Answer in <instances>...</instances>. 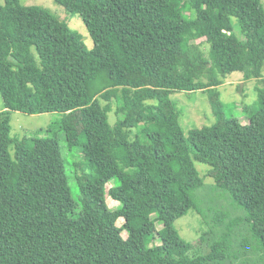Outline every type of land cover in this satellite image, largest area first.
Instances as JSON below:
<instances>
[{"label": "trees", "instance_id": "obj_1", "mask_svg": "<svg viewBox=\"0 0 264 264\" xmlns=\"http://www.w3.org/2000/svg\"><path fill=\"white\" fill-rule=\"evenodd\" d=\"M54 1L91 46L0 0V264H264V85L236 106L246 123L218 89L264 82L261 0ZM181 91L206 93L215 121L185 135ZM12 111L60 113L71 174L55 134L11 140ZM186 200L208 226L196 244L166 212Z\"/></svg>", "mask_w": 264, "mask_h": 264}, {"label": "rangeland", "instance_id": "obj_2", "mask_svg": "<svg viewBox=\"0 0 264 264\" xmlns=\"http://www.w3.org/2000/svg\"><path fill=\"white\" fill-rule=\"evenodd\" d=\"M25 5H38L49 9L58 18L65 20L73 29H75L82 37L87 46H91V39L88 32L81 21L79 16L67 12L61 5L57 4L54 0H19ZM2 2V0H1ZM264 6V0H261ZM241 75L239 73L229 74L224 82L219 85L221 100L227 105L231 106L233 113L241 120L242 123H246L244 116L240 112L236 111L237 104L254 106L257 98V88L264 85L261 78H251L248 80H239ZM171 98L176 101L178 109L181 111L180 124L187 135V132L195 127H202L204 125L211 124L215 121L212 113L211 104L208 100L207 94L203 92H174ZM234 106V107H233ZM3 108L2 99L0 96V110ZM138 120H141V116L135 115ZM61 115L58 112H44L40 114H26L19 111H12L10 114V126L11 140L16 138L27 136H47L55 134L59 140V144L62 149V153L67 160L69 174L72 173L68 159L70 158L69 151H67L64 133L60 124ZM13 145L10 146L12 148ZM73 153V151H70ZM195 167L200 171V175L204 176L205 181L209 184L211 179L206 175V165L194 161ZM68 173V172H67ZM111 182L107 185V188L111 186ZM72 194L77 199L76 185L71 184ZM106 202L110 207L117 206L118 202L113 200L110 196L106 195ZM185 210L181 212H170L172 209L168 207L167 214L174 220V225L179 230L180 235L187 241L196 244L200 235L208 226L203 222L202 218L196 214L189 206V201H185ZM122 219L117 221V224H121Z\"/></svg>", "mask_w": 264, "mask_h": 264}]
</instances>
